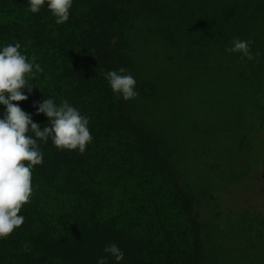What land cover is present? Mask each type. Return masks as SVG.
Segmentation results:
<instances>
[{
  "label": "trees",
  "instance_id": "obj_1",
  "mask_svg": "<svg viewBox=\"0 0 264 264\" xmlns=\"http://www.w3.org/2000/svg\"><path fill=\"white\" fill-rule=\"evenodd\" d=\"M234 38L251 41L252 61L225 53ZM16 42L43 71L27 99L13 103L43 127L47 117L33 102L67 101L88 118L93 139L83 153L38 140L43 162L33 166L22 225L0 239V264H96L99 256L116 264L102 251L109 244L123 251L119 264H218L240 250L256 251L255 264L264 212L220 203L264 144V0H73L62 24L46 3L33 14L26 0H0V45ZM153 61L184 72L221 64L229 95L248 103L227 127L243 133L234 148L194 144L211 129L180 144V132L152 124L160 87ZM120 68L136 80L134 99L104 78Z\"/></svg>",
  "mask_w": 264,
  "mask_h": 264
},
{
  "label": "clouds",
  "instance_id": "obj_2",
  "mask_svg": "<svg viewBox=\"0 0 264 264\" xmlns=\"http://www.w3.org/2000/svg\"><path fill=\"white\" fill-rule=\"evenodd\" d=\"M28 11L37 13L45 5L62 24L69 18L73 0H26ZM250 40L234 38L225 53H239L248 61L254 59L250 51ZM19 42L0 45V239L7 237L22 225L23 215H18L32 194L31 177L33 166L43 162V152L38 140L49 139L57 150L85 151L93 137L88 128V118L67 101L57 104L53 98L34 101L32 107L37 114L43 113L48 124L40 127L32 120V114L23 111L13 101L27 99L33 87L29 81L43 71L35 58H28L21 51ZM255 55H259L257 52ZM125 69L109 70L104 74L111 91L124 100L138 96L136 80ZM31 132L32 135H28ZM26 162V163H25ZM102 251L112 256L119 264L123 251L115 244L106 245ZM96 264H106V257L99 256Z\"/></svg>",
  "mask_w": 264,
  "mask_h": 264
},
{
  "label": "rangeland",
  "instance_id": "obj_3",
  "mask_svg": "<svg viewBox=\"0 0 264 264\" xmlns=\"http://www.w3.org/2000/svg\"><path fill=\"white\" fill-rule=\"evenodd\" d=\"M153 65L149 68L156 76L154 79L159 82L160 87L153 99L158 118L152 124L158 128H165L170 133L180 132L183 136L179 140L180 144L186 137L198 134L196 130L211 129V136H204L205 139L196 140L194 144H209L218 152L228 147L234 148L236 144H231V140L237 141L236 138L239 136L241 138L243 133L234 136L227 127L233 124L236 115L246 114L248 103L247 100L242 101L229 95L227 90L229 78L224 70L216 68L221 64L216 66L212 64L205 72L196 70L184 72L177 66L168 68L166 64L158 61H153ZM151 114L154 115L153 112ZM257 136L262 137V132L253 138ZM255 146L253 158L248 163L250 168L240 182L239 189L235 185L233 189L236 190L232 192L229 190L233 185L227 187L228 192L223 195L220 203L223 208L235 210L245 207L264 212V144ZM237 163L238 160L234 161L235 165ZM258 251L262 256L253 257V260L255 264H263L264 248ZM255 252L242 250L225 252L219 256L218 264H250L251 255ZM241 253L243 261L237 257V254Z\"/></svg>",
  "mask_w": 264,
  "mask_h": 264
}]
</instances>
